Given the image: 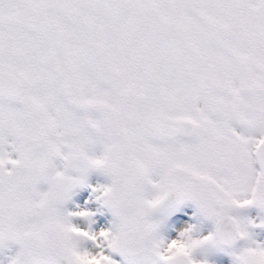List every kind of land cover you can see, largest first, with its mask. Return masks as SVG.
I'll return each instance as SVG.
<instances>
[{
  "label": "snow or ice",
  "instance_id": "1",
  "mask_svg": "<svg viewBox=\"0 0 264 264\" xmlns=\"http://www.w3.org/2000/svg\"><path fill=\"white\" fill-rule=\"evenodd\" d=\"M0 264H264V0H0Z\"/></svg>",
  "mask_w": 264,
  "mask_h": 264
}]
</instances>
